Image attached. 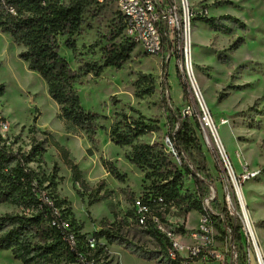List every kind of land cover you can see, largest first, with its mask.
<instances>
[{
	"label": "rangeland",
	"instance_id": "rangeland-1",
	"mask_svg": "<svg viewBox=\"0 0 264 264\" xmlns=\"http://www.w3.org/2000/svg\"><path fill=\"white\" fill-rule=\"evenodd\" d=\"M188 1L195 13L194 19L202 22L196 33L191 25L192 69L216 134L235 172L264 256V0ZM208 17L216 19L202 21ZM125 37L113 4L86 0L79 26L72 35L76 51L67 48L61 38L59 53L71 68L78 69L84 62L101 60L105 51ZM21 50L9 34L0 32V82L4 84V92L0 94V116L4 117L1 133L10 140L17 137L14 148L20 146L23 150L29 148V134L42 142L45 151L30 165L39 172L47 191L62 200L61 209L72 234L82 245L86 241L91 249L95 248L96 264H169L162 252L163 237L155 238L152 228L141 224L135 216V200L154 192L149 185L155 175L149 169L131 164L125 157L129 147L115 145L108 132L113 121L124 118L122 114L134 118L141 115L152 129L141 135L139 141L163 144L164 136L171 131L161 107L163 64L167 62L168 87L164 94L170 98L169 103L179 111L187 104L194 107L190 94L186 101L182 100L177 74L184 83L186 80L175 58L145 54L135 44L120 68L107 66L99 74L91 71L80 79L77 90L81 105L104 116L99 118L102 127L95 135L97 150L88 154L91 143L84 132L60 116V107L48 95L44 79L28 69L27 63L19 57ZM111 96L118 101L112 104ZM195 108H199L196 101ZM30 127L33 132H29ZM194 129L213 180V199L220 207H226L230 200V206L241 214L216 144L213 140L205 141L199 122L198 129ZM50 137L65 151L52 145ZM65 156L80 169L86 186L73 183ZM101 158L124 174L122 180L104 168ZM246 171L259 172L243 179ZM176 186L184 197L178 199L179 203L172 200L168 208L162 210V222L163 228L172 230L178 239L180 231L196 226L199 212L187 209L194 197L191 179L183 176L177 179ZM94 189L97 192L93 196L99 199L92 201ZM208 206L211 211L220 213L213 202ZM13 209L9 204H0V213ZM102 226L117 229L130 246L124 248L123 244L104 237L96 244L93 234ZM183 241L188 242L179 240ZM58 251L47 264H74L65 250ZM180 252L186 254V250ZM0 264L22 263L9 250H0Z\"/></svg>",
	"mask_w": 264,
	"mask_h": 264
},
{
	"label": "trees",
	"instance_id": "trees-1",
	"mask_svg": "<svg viewBox=\"0 0 264 264\" xmlns=\"http://www.w3.org/2000/svg\"><path fill=\"white\" fill-rule=\"evenodd\" d=\"M85 1L0 0V32L9 34L13 42L22 47L19 57L27 63L28 69L36 71L44 79L48 95L60 107V116L84 132L91 143L87 153L92 154L97 150L96 132L102 127L99 118L104 116L81 105L77 84L91 71L99 74L107 66L120 68L130 57L136 43L125 37L105 51L101 60L84 62L78 69L71 68L67 59L59 53L60 41L64 38L66 47L72 52L76 51L72 35L79 26L81 8ZM117 14L123 29L122 18L118 12ZM215 19L208 17L201 20L212 22ZM166 67L167 62L163 64L161 72V107L171 128L168 135L172 139L179 162L165 152L163 144L160 146L139 141L141 135L152 129L141 115L134 118L122 114L124 118L113 121L108 132L110 141L115 145L129 147L125 151V157L131 164L149 169L155 175L149 185L154 192L143 195L139 200L148 207L144 214V224L152 228L153 236L157 239H164V236L153 226L150 216L155 215L163 221L162 210L168 208L172 200L176 199L179 203L181 200L178 199L184 197L178 192L177 179L183 176L191 179L194 197L187 209H194L199 213L203 212L202 200L208 196L209 185L213 182L194 132V128L198 129L197 119L194 116H182L164 94V89L168 87ZM140 76L144 78V75ZM177 77L182 88V100L186 101L189 97L187 84L182 81L179 73ZM3 92L4 84L0 82V94ZM135 95H139L137 89ZM109 100L112 104L118 101L114 96ZM3 121L4 117L0 116V127ZM29 132H33V127L29 128ZM16 139L17 137L10 140L0 131V204L14 207L11 211L0 213V250H9L22 264L51 263L58 250L62 249L74 264H96L98 258L95 248L91 249L86 241L82 245L75 234H72L71 226L61 209L62 200L47 191L39 172L30 165V162L38 160L45 151L42 142L35 135L29 134V148L23 150L20 146L14 148ZM50 142L65 151L52 137ZM64 161L70 165L73 183L86 186L77 165L67 156ZM101 162L110 174L122 180L124 174L118 172L110 161L101 158ZM96 192L97 189H94L91 194L92 201L99 199L98 196H93ZM212 202L220 213L227 215L225 207H220L216 199H212ZM135 216L137 220L141 218L136 207ZM234 230L237 232V229ZM93 235L96 244L99 238L104 237L110 242L123 244L124 248L130 246L114 228L102 226ZM166 244L167 241L164 240L162 252ZM169 264L179 263L169 261Z\"/></svg>",
	"mask_w": 264,
	"mask_h": 264
},
{
	"label": "built area",
	"instance_id": "built-area-1",
	"mask_svg": "<svg viewBox=\"0 0 264 264\" xmlns=\"http://www.w3.org/2000/svg\"><path fill=\"white\" fill-rule=\"evenodd\" d=\"M45 0H43L44 2ZM99 3H111L122 18L123 31L130 40L141 47L145 54L153 56L174 57L180 71L184 73L188 92L194 107L186 105L180 111L182 116L195 117L203 131V137L208 143L205 130L210 131L212 140L216 144L221 164L227 175L226 179L233 189V193L240 207L237 196L238 184L235 172L225 150L216 134L210 113L204 104L195 77L191 60V25L195 13L188 0H97ZM195 98V100H194ZM195 101L199 105L195 108ZM195 108V111H194ZM213 125V123H212ZM208 131V132H209ZM215 133V134H214ZM166 153L177 163L178 154L172 139L167 134L163 138ZM259 171H246L243 179L254 176ZM214 197L213 187L209 186L208 196L202 200L203 212L197 217L196 226L180 231L176 239L172 230H165L164 223L155 215H151L153 226L163 234L167 241L164 257L168 261H178L179 264H264V256L259 246L252 221L247 216L230 206V200L225 207L227 215L214 212L208 206ZM160 201V198H159ZM139 219L144 224V214L148 207L135 200ZM241 209V207H240ZM234 229H237L235 232ZM185 239L188 242H179ZM181 250H186L182 255Z\"/></svg>",
	"mask_w": 264,
	"mask_h": 264
},
{
	"label": "bare ground",
	"instance_id": "bare-ground-1",
	"mask_svg": "<svg viewBox=\"0 0 264 264\" xmlns=\"http://www.w3.org/2000/svg\"><path fill=\"white\" fill-rule=\"evenodd\" d=\"M193 75H194L195 80H196V83H197V85H198V81H197V79H196V76H195L194 71H193ZM199 89H200V88H199ZM200 92H201V89H200ZM201 96H202V93H201ZM202 100H203V97H202ZM203 102H204V104L206 105V103H205L204 100H203ZM209 123H210V126L213 128V125H212V123H211L210 120H209ZM208 131H209V130H208ZM208 131L205 130V136H206L207 141L210 142V141H212V136H211L210 131H209V132H208ZM214 134H215V133H214ZM237 196H238V198H239V200H240L241 211L243 212L244 215L247 216L248 220L251 221V218L248 216V214H250V211H249V210L247 209V207H246L247 205H246V203H245V201H244L243 194H242V191H241L240 188H238ZM247 212H248V214H247ZM250 216H251V215H250ZM252 227H253V225H252ZM253 230H254V228H253ZM254 233H255V231H254Z\"/></svg>",
	"mask_w": 264,
	"mask_h": 264
},
{
	"label": "crops",
	"instance_id": "crops-1",
	"mask_svg": "<svg viewBox=\"0 0 264 264\" xmlns=\"http://www.w3.org/2000/svg\"><path fill=\"white\" fill-rule=\"evenodd\" d=\"M194 24H192V29L194 30V33H196V31L198 32V27L200 28L201 26H198V25H202V22H200V21H198V20H195L194 22H193ZM199 34L197 33V35H196V39H197V42H198V38H199ZM196 44H198V43H196Z\"/></svg>",
	"mask_w": 264,
	"mask_h": 264
}]
</instances>
